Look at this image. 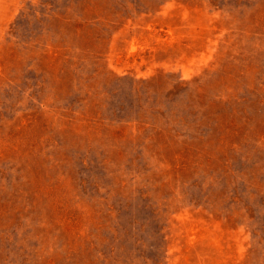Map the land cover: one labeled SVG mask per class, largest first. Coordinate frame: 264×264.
Listing matches in <instances>:
<instances>
[{"label":"rangeland","instance_id":"rangeland-1","mask_svg":"<svg viewBox=\"0 0 264 264\" xmlns=\"http://www.w3.org/2000/svg\"><path fill=\"white\" fill-rule=\"evenodd\" d=\"M0 264H264V0H0Z\"/></svg>","mask_w":264,"mask_h":264}]
</instances>
